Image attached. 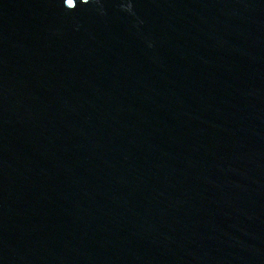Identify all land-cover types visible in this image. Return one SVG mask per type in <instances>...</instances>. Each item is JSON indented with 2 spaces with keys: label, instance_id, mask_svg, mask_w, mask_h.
<instances>
[{
  "label": "water",
  "instance_id": "95a60500",
  "mask_svg": "<svg viewBox=\"0 0 264 264\" xmlns=\"http://www.w3.org/2000/svg\"><path fill=\"white\" fill-rule=\"evenodd\" d=\"M0 264H264V0H0Z\"/></svg>",
  "mask_w": 264,
  "mask_h": 264
},
{
  "label": "snow or ice",
  "instance_id": "6c2138e0",
  "mask_svg": "<svg viewBox=\"0 0 264 264\" xmlns=\"http://www.w3.org/2000/svg\"><path fill=\"white\" fill-rule=\"evenodd\" d=\"M67 3L69 6H71L73 4V0H67Z\"/></svg>",
  "mask_w": 264,
  "mask_h": 264
}]
</instances>
